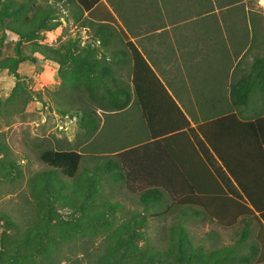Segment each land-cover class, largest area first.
Here are the masks:
<instances>
[{
  "label": "trees",
  "instance_id": "obj_1",
  "mask_svg": "<svg viewBox=\"0 0 264 264\" xmlns=\"http://www.w3.org/2000/svg\"><path fill=\"white\" fill-rule=\"evenodd\" d=\"M164 1L168 4L165 12L172 17H168L169 24H174L172 28L176 29L178 27L174 19L177 18V12L182 13L185 9L178 7L180 0ZM191 1L192 9L188 12L193 10L208 13L212 10L204 8L203 0ZM216 1L221 3L219 7L225 9L233 8L234 4L239 2ZM106 2L122 20L124 14L116 8L119 3H125L127 7L130 4L141 5V10L136 16L145 17V9L142 7L145 0ZM150 3L152 6L156 5L155 0ZM55 4H58V7ZM60 9L69 14V18H63L65 22L70 19L72 23L88 31L89 42L74 50V44L68 43L70 41L59 47L31 41V53L37 52L44 59L58 64L66 61L69 68L58 83V89L50 92V97L55 100L57 94L61 99L68 100L71 93L76 101L79 100L73 109L79 111L78 126L82 130L84 122L96 113V109L118 111L131 101L140 111L148 137L143 143L112 152L106 161L98 160L99 166H94L90 173H84L87 176H83L82 186H90L91 181L103 174L100 172L101 167L111 179L122 182L127 190L138 189L139 201L143 208L164 204V209H168L170 205L164 200L166 195L171 200V205L208 216L223 227L235 225L253 211L258 212V217L264 224V204L258 205L257 200H252L250 191L244 188L240 177L230 171L231 167H227L228 162L222 156V148L209 140L208 127L204 133V128L209 126L210 122L232 117V109L227 107L213 110L220 115L213 120L209 119L212 110H202V123L198 124L197 128L201 130L204 124L203 140L201 143L196 139L194 141L195 127L189 126L184 111L178 107L140 50L132 41L122 40L126 38V32L115 27L116 18L101 0H0V46L5 31L17 36L15 55L0 53V69H6L18 81L20 76L16 65L27 57L20 55L17 45L23 40H32L37 31L57 26L59 21L47 20L54 18ZM233 9L238 13L237 7ZM157 11L156 6L152 7L154 21L158 19ZM154 29L156 28H151L150 31ZM255 34L253 32L250 36L253 46L256 44L253 42L257 40ZM237 40L239 44H246L247 36H244V41L240 37ZM259 43L264 49V39L259 40ZM121 67L127 69V82L115 74ZM17 81L5 97L4 103L14 101L23 93ZM257 84L260 85L258 90L264 92V52L254 56L247 63L246 71L229 83L228 96L224 98L246 102L254 97L252 91ZM69 88L74 94L68 93ZM26 99H22L23 104ZM81 99L85 104L81 103ZM86 102L91 106L86 105ZM21 108L19 107L17 112ZM60 112L64 113V110ZM255 112L257 116L254 122L261 125L264 123V109ZM242 133L238 136L237 146L240 150L243 144H240ZM257 135L259 140L264 142V131H259ZM249 136L251 132L246 134V137ZM253 146L254 141L251 138L248 141V149ZM7 150V143L0 138V176L13 179L12 171L18 175L19 170L15 162L6 155ZM213 152L215 157L212 156ZM215 158L227 168L223 170L218 166ZM38 159L59 170L61 174L74 178L81 154L73 149H42ZM33 182L37 184L39 180ZM36 189L40 190L37 186ZM87 190L88 195L93 194V187ZM84 206L88 214L85 217L87 221L83 233L92 241L97 240L89 264H264V225L260 223L252 238L248 237V230L244 225L231 244L201 251L191 245L184 222L178 220L167 231L165 247L158 248L146 241L143 231L146 219L143 214L133 212L126 220L115 223L113 215L110 217L107 212L112 211L114 214L118 207L116 203H102L101 206L91 203V206H88L84 202ZM164 209L154 213L159 215ZM189 214L183 211L181 213L184 218ZM0 220L3 227L0 231V264H53L59 260L60 247L71 242L78 232L73 224H61L58 221L51 224L43 215H36L31 223L28 222L21 229L7 215H0ZM138 239L142 240V244L137 243Z\"/></svg>",
  "mask_w": 264,
  "mask_h": 264
},
{
  "label": "rangeland",
  "instance_id": "obj_2",
  "mask_svg": "<svg viewBox=\"0 0 264 264\" xmlns=\"http://www.w3.org/2000/svg\"><path fill=\"white\" fill-rule=\"evenodd\" d=\"M203 1L204 8L212 9L210 12L202 13V11L196 12L193 10L188 12L189 9H192L193 2L191 0H180L178 7L185 10L182 13L177 12V18L174 19L177 25L180 26L179 29L182 30L181 35L184 39L187 38L188 42L186 44L192 42L191 48L193 50L200 49V46H202L198 38L200 31L196 32L195 24L207 23L214 27L218 26V31L225 32L227 36L233 31H241V34L244 32L247 36V44L238 49L234 59L238 56L241 57L243 54L245 61L249 63L254 56L264 52V49L261 48L262 44L259 43V40L264 39V4L261 3V0H239L233 6V8L237 7L238 13H235L232 7L230 9L219 7L221 3L218 4L216 0ZM101 2L104 3L103 0ZM119 5L118 12L124 14L123 16L127 15L129 18L130 16H136L141 10V7L135 6L133 11L125 12L123 9L130 8V6H125L127 5L125 3H119ZM55 6L58 7V4H55ZM164 16H167L168 20L169 16L167 14ZM64 17L69 18V14L67 11L60 9L54 18L47 20V22L59 21L60 23L57 26L49 30L37 31L32 40H23L17 45L20 55L23 58L27 57V59H23L16 65V71L20 76L18 81L8 71L0 69V138L4 139L8 145L6 155L15 162L19 170L18 175L15 174V171H12L11 176L14 177L13 179L0 176V215L9 216L20 229L25 227L28 222L31 223L36 215L47 217L51 224H56L58 221L61 224L76 226L75 229L78 231L76 236L71 242L60 247L59 260L53 264H89V259L95 252L97 240L94 241L93 239L92 241L87 237L88 235L83 233L87 221L85 217L88 214V211H85L84 202L88 206H91V203L98 206H101L102 203H116L118 207L114 214H112V211L107 212L108 216L113 215L112 219L115 223L126 220L133 212L143 214L146 219V226L143 230L146 241L149 245L158 248L165 247L167 231L178 220L184 222L191 245L198 247L201 251H209L231 244L238 237V232L243 225L242 221H238L233 226L223 227L208 216L192 213L189 209L174 204L171 205V200L166 195L164 200L170 205L168 209H164V204L158 207L146 206L143 208L142 203L139 201L138 189L127 190L122 182L111 179L107 172L102 171L101 167L100 172L103 174L96 180L91 181L93 186L91 184L86 187L82 186L81 180L83 181V176H87L84 173H90L94 166H99L97 164L100 163L99 161L103 162L110 158L112 152L126 148L137 141L131 139L117 143L113 141L97 142L109 133L120 139L122 134L129 130L126 127L129 120L125 117L111 118L99 109L101 116L97 112L93 116H89L83 125L84 137L88 140L85 149L90 150L89 153L93 154L92 147L100 144H103L104 147L101 151L102 154L97 157L93 155L91 156L92 159L81 156L77 174L74 178L61 174L59 170L47 166L38 159L39 152L42 149H74L75 142L80 134L77 116L79 111L73 109L79 100L76 101V98L70 93L74 94V91L69 88L68 100L61 99L57 94H55L54 100L49 95L51 91L58 89V83L61 78L63 79L64 73L68 72L69 68H67L66 61L63 64L51 61L53 65H56L55 73L51 75L49 72H43L42 74L43 63L47 59H44L37 52L31 53L30 50L31 41L45 43L53 47H59L61 44L66 45L67 41H70L68 43L74 44L72 46L74 50L89 42L88 31L72 23L70 19L65 22ZM117 17L122 21V24L115 19V27L121 28L127 34L126 38L122 40L132 39L139 46L141 52L145 54L146 50L141 39L144 38L146 32V17L136 16L137 20L131 21V23L134 22L132 29L129 26L127 27L118 15ZM122 25H124V28ZM171 29L172 27L170 31L174 34ZM253 32L256 33L257 39L253 42H256L255 46L251 45L252 42H250V36ZM16 40L17 36L15 34L5 31L0 53L14 56ZM227 41L230 42L231 40L227 39ZM212 42L216 43L217 40ZM119 44L121 45L122 42H119ZM196 53L198 51H193V55ZM211 54L208 51L207 55ZM60 58L64 60V58ZM197 60H199V56L195 59V62ZM200 62L201 60L198 61V64ZM198 68L196 67V69ZM45 69H48V67L45 66ZM126 70L121 67L118 71L122 78L123 76L125 78ZM38 72L41 75L36 76L35 73ZM181 80L185 85V92L179 93V95L173 94L176 99L182 102L183 99L194 101L197 97H200V92H198L200 85L197 83L200 79H196V77L189 74L185 78L182 77ZM15 81L18 82L23 93H20L14 101L4 103V99L14 86ZM23 98H27L24 104L22 103ZM81 103L85 104L82 99ZM68 105L73 106H70V108ZM86 105L91 106L87 102ZM19 107L22 108L17 112ZM60 110H64V113H61ZM183 110L192 119L195 115L201 119L202 110L194 108H184ZM74 114L76 115L75 120L71 118ZM114 119L116 121H113ZM37 179L39 182L36 184L33 181ZM36 186L40 189L39 191ZM89 187H93V194L88 195L89 190L87 189ZM38 206H40L39 209ZM181 208H183V212L190 214L184 218L181 215ZM161 209L164 210L159 215L154 213ZM1 222L2 220H0V231L3 228ZM247 226L252 232L256 228L254 221H248ZM137 243L142 244V240L138 239Z\"/></svg>",
  "mask_w": 264,
  "mask_h": 264
},
{
  "label": "crops",
  "instance_id": "obj_3",
  "mask_svg": "<svg viewBox=\"0 0 264 264\" xmlns=\"http://www.w3.org/2000/svg\"><path fill=\"white\" fill-rule=\"evenodd\" d=\"M103 1L117 21L122 24V21L118 19L116 12L112 11L106 0ZM150 1L151 0H145L144 5L142 4V7H144L143 9H145L143 11L145 12V17L147 20L146 32L144 34V38L141 39L146 50L145 54L141 52L139 46L132 39L129 40L132 41L143 54L148 65L156 73L162 83H164L168 93L173 97L180 109L183 110L184 108H194L200 110H212L210 112L209 118L211 120L220 116L218 113H216V111L213 110H219L227 107L232 109V117L210 122L209 126H206V128H204V124H202L201 130L197 128V126L198 124L202 123V120L196 115L193 116L192 119L184 110L183 111L189 122V126L195 127L193 129L194 141L196 139L198 143H201V140H203V128L205 133L208 127L209 140L215 146L222 148V156H224L228 162L226 164L227 167H231L232 169H230V171H234L235 174L240 177L244 188L250 191L249 194L252 200H257L258 205H263L264 142L259 140L257 134L259 131H264V123L259 125L254 121L256 120L257 116V112L255 111L264 109V92H260L258 90L260 85L257 84L252 91V93L255 94L254 97L248 99L246 102H240L239 100L231 101L228 99V97L224 98L225 96H228L229 83L246 71V65L248 62L245 61L243 54L241 57L238 56L236 59H234L238 49L244 45L242 43L239 44L237 39L240 37V39L244 41L245 34L233 31L227 36L225 32L218 31V26L214 27L213 25H209L207 23L195 24L196 32L198 33V31H200V34L198 33V38L201 41L202 46H200V49L196 48V50H193V48H191L192 42L190 41L189 44H186L188 41L181 35L182 30L179 29L180 26H178L177 23H175V25L178 28L171 29L173 30L174 34L170 31V28L173 27L174 24L169 25L167 16H164L166 15L165 7H167L168 4L164 0H155L156 5L154 6L158 8L157 12H159V15L158 19L154 21V15L152 13V7L154 6H152ZM137 6L141 7L139 4ZM119 7L120 6L118 5L116 8L119 10ZM134 9L135 6L130 4V8L123 10L125 12H130ZM136 20V16H130L129 18L126 15L124 16L123 22L127 27L129 26V28L132 29L134 22L131 23V21ZM122 27L124 28V25H122ZM151 28L156 29L150 31ZM227 39L231 41L228 42ZM213 40H217V42L213 43ZM193 51H198V53L193 55ZM208 51L210 54H212L207 55ZM198 56L199 60L195 62V59ZM200 60L201 62L198 64V61ZM45 66L48 67V69H45ZM55 66L56 65L51 63V60H45L41 73L43 74V72H49L51 75H53L56 71ZM196 67L201 68L196 69ZM122 69L126 68L122 67ZM2 70L6 71V69ZM119 70H117V73H115L117 77L118 75L120 76L118 73ZM186 71H188V74ZM35 74L36 76L41 75L40 72ZM189 74L192 77H196V79H200V81L197 82L200 85V89L198 90V92H200V97H197L194 101L183 99L181 102L176 99L173 94L179 95V93L185 92V85H183L181 78H185ZM120 78L122 81L127 82V72H125V78L124 76L123 78L120 76ZM99 110L96 109L95 112L101 116ZM102 112L111 118L125 117L127 120H129V124L126 125V127L129 128L130 133L129 130H126L120 139L116 138L114 135H112V133H109L105 135V138H101L97 142L103 143L106 141H113L117 143L120 141H128L133 139L137 140L135 143L130 144L134 146L147 141V132L143 119L141 118L140 111L138 110V107L131 101L121 110ZM113 121H116V119ZM79 130L80 134L75 142V148L73 150L80 153L81 156H87L89 159H92L91 156L93 155L96 157L101 155L104 145L100 144L98 146L92 147L94 149L91 148V150L94 152L93 154L89 153L90 150L88 151L85 149V145H87L88 140L85 139L82 129L79 128ZM241 132L243 133L240 144H243L240 150L237 145L238 136L241 135ZM250 132L251 136L246 137V134ZM251 138H253L254 146L253 148L249 147L248 149V141ZM212 156H216L214 152L212 153ZM215 159L216 164L224 170L226 166L223 164L225 166L223 167L219 159ZM232 185L235 186L234 183ZM243 200L245 199L243 198ZM241 221L243 222L242 228L244 225L247 227L248 237L250 238L255 236L259 227L258 223L264 225L261 219L258 217V212L256 211H253V213L250 215L243 217ZM248 221H254L256 224V228L253 232L250 230L249 226H247Z\"/></svg>",
  "mask_w": 264,
  "mask_h": 264
},
{
  "label": "built area",
  "instance_id": "obj_4",
  "mask_svg": "<svg viewBox=\"0 0 264 264\" xmlns=\"http://www.w3.org/2000/svg\"><path fill=\"white\" fill-rule=\"evenodd\" d=\"M71 118H72L73 120H75V117H74V116H72Z\"/></svg>",
  "mask_w": 264,
  "mask_h": 264
},
{
  "label": "clouds",
  "instance_id": "obj_5",
  "mask_svg": "<svg viewBox=\"0 0 264 264\" xmlns=\"http://www.w3.org/2000/svg\"><path fill=\"white\" fill-rule=\"evenodd\" d=\"M261 3L264 4V0H261Z\"/></svg>",
  "mask_w": 264,
  "mask_h": 264
}]
</instances>
